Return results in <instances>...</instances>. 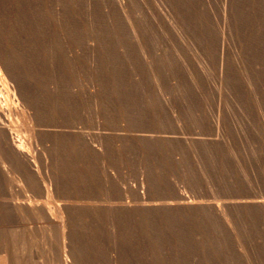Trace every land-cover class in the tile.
<instances>
[{"label":"rangeland","instance_id":"obj_1","mask_svg":"<svg viewBox=\"0 0 264 264\" xmlns=\"http://www.w3.org/2000/svg\"><path fill=\"white\" fill-rule=\"evenodd\" d=\"M0 45L73 264H264V0H0Z\"/></svg>","mask_w":264,"mask_h":264},{"label":"bare ground","instance_id":"obj_2","mask_svg":"<svg viewBox=\"0 0 264 264\" xmlns=\"http://www.w3.org/2000/svg\"><path fill=\"white\" fill-rule=\"evenodd\" d=\"M7 57L10 56L7 54ZM18 62L20 63V61ZM3 63L0 64V243H12L14 247L8 249V254L0 256V264H14V261L19 264L29 255L31 250L25 245L32 242L33 238L32 233L28 230L34 231L36 226L40 232L46 235L45 237L49 236L52 242L60 244V253L66 263L73 264L71 259L74 258L73 251H75L74 244L76 242L73 232L76 223L74 210L79 208L80 198L78 196L75 197L78 199L76 201L68 200L67 195L63 194L64 188L63 192L61 190L63 187L61 181H53L49 177L50 166L46 163V158L43 159L45 151L38 152L41 159L37 162V149H34L35 141L32 139L34 118L31 113L27 112V110L29 111L27 106V110L22 107L23 105L19 106V103L24 101L19 94L22 88L15 82L14 76L8 72ZM46 106L48 105L46 104ZM34 135L36 136V134ZM41 141H43L42 138ZM37 146L35 148H38ZM40 153H43V156ZM225 213L224 215H226ZM28 223L34 224H29L31 228L28 229L26 228ZM74 254L76 255V252ZM75 257L77 259V256Z\"/></svg>","mask_w":264,"mask_h":264}]
</instances>
